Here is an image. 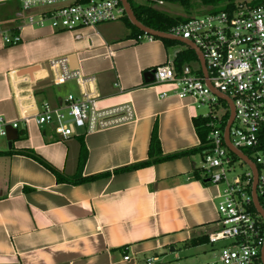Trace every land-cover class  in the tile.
Instances as JSON below:
<instances>
[{"label":"crops","instance_id":"1","mask_svg":"<svg viewBox=\"0 0 264 264\" xmlns=\"http://www.w3.org/2000/svg\"><path fill=\"white\" fill-rule=\"evenodd\" d=\"M17 10L16 1L0 0V115L5 120L20 117L11 73L29 78L31 84L19 88L24 98L32 92L33 108L78 96L73 81L54 85L49 78L48 62L70 56L83 76L95 78L100 108L128 105L133 117L90 134L77 131L66 140L51 126L33 122L8 131L0 143V264H144L147 258L165 264L166 251L174 252L176 245L187 252L208 247L203 252L212 257L208 245L189 246L191 239L207 237L218 218L213 199L218 186L192 179L201 168L199 155L113 174L147 160L154 128L164 156L198 147L193 120L204 114L195 101L179 100L169 85L146 84L143 78L188 48L155 39L133 43V30L123 19L76 32L53 31L22 23ZM3 32L18 34L21 42L5 45ZM34 67L32 76L22 74ZM162 93L167 96L160 98ZM82 147L86 159L79 168ZM26 151L42 163L20 153ZM54 171L67 181H59ZM105 173L110 176L68 181ZM125 255L131 261L124 262Z\"/></svg>","mask_w":264,"mask_h":264},{"label":"built area","instance_id":"2","mask_svg":"<svg viewBox=\"0 0 264 264\" xmlns=\"http://www.w3.org/2000/svg\"><path fill=\"white\" fill-rule=\"evenodd\" d=\"M5 1L18 3L19 9L14 15L22 23L40 28L47 25L53 31L76 32L125 17L119 0ZM221 6L223 9L218 12L188 18L168 31L170 35L187 40L198 48L207 77L204 78L198 62L197 67L190 62L177 71L174 56L153 69V82L150 84L169 85L179 100L191 98L198 108L206 105L209 109L202 116L207 119L208 148L201 157L200 169L209 186L223 185L224 189L213 198L218 218L215 229L207 234L206 245L214 252L213 259L206 264H263L264 223L256 212L250 210L253 206L252 173L225 146L223 135L229 107L213 91L225 95L232 103L234 115L228 139L234 148L242 153L243 150L248 152L247 158L255 164L256 195L261 204L260 199L264 200V158L260 156L264 150V0L226 1ZM35 10L42 11L35 14ZM1 22L0 15V25ZM1 35L5 45L13 46L21 42L18 34L3 32ZM76 38L80 36L76 35ZM153 39L144 34L135 37L133 43ZM48 70L52 84L73 81L79 88V95L70 94L57 106L43 102L39 108H33L32 92H27L24 98L19 88L31 84L29 78L9 74L11 94L19 103L20 117L7 121L0 115V139H6L9 130L17 131L20 123L28 125L33 122L39 128L51 126L57 136L66 140L76 135L77 131L90 134L132 119V110L128 105L100 108L95 93V78L83 76L77 69L71 68L67 58L50 60ZM166 96L162 93L160 98ZM24 99L30 103L27 108L20 105ZM220 105L228 108L225 115L217 113ZM236 161L245 165L247 172L230 178ZM217 244L220 246L215 249ZM123 261L131 260L125 255ZM155 262V258H147L144 264Z\"/></svg>","mask_w":264,"mask_h":264},{"label":"trees","instance_id":"3","mask_svg":"<svg viewBox=\"0 0 264 264\" xmlns=\"http://www.w3.org/2000/svg\"><path fill=\"white\" fill-rule=\"evenodd\" d=\"M159 1L167 2L170 4H176V5H179L181 7L189 8V9H191L193 5H200L204 8H208V12L215 13V12H218L221 9H223V7L221 5L224 2H226V1L233 2L235 0H159ZM128 2L130 3V6H131L133 13H134L135 17L137 18V20L139 22H141L144 26L151 28V29H154V30H157V31L168 33L169 29L172 26H174L178 23H181V22H185L187 20V19L180 18V17L171 18V17L159 12L158 10L153 9L149 5L132 4L130 0H128ZM18 9H19V5H18ZM122 19L133 30L134 37L144 35L142 32H140L138 29H136L134 26H132L126 17H124ZM154 39L163 42L165 44V46H167V47L177 44V42H174V41L161 40L158 38H154ZM174 61H175V68L177 71H180V68L185 63H190V62L196 63V62H198L194 52L190 49H186V50L176 54ZM206 122H207V119H205L201 116H199L193 120V126L195 128L197 137L199 139L198 147L190 149V150L178 152V153H175L172 155H167V156H164L162 154L159 139L157 136V132H156V129L154 128L152 135H151V138H150L147 160L140 162V163H137V164H133L131 166H127L124 168L114 170L113 174L129 172V171H136L138 169L149 167V166H152V165L157 164V163L173 161V160H176V159H179L182 157H188V156H193V155H199L200 157H202L203 153L208 148V141H207L208 130L205 128ZM20 153L23 155H26L28 157H31V158L35 159L36 161L42 163L41 160L31 152L26 151V152H20ZM243 153L245 155L248 154V152H246L244 150H243ZM85 159H86V153H85L84 147H82L81 152H80V156H79V168L83 165ZM55 173H56V177L59 181H67V179L65 177H62L57 172H55ZM109 176H110L109 173H105V174H100V175L91 176V177H87V178L74 177L68 181H71L73 183H83V182L97 180L100 178H106ZM192 179H194L195 181H199L203 186H209V184L207 182H205V180L207 178L201 169H197V170L193 171ZM250 210L255 212L253 206L250 208ZM263 228H264V225H263ZM207 242H208L207 237L201 236V237L196 238V239H191L189 242V246L190 247H197V246H201V245H206Z\"/></svg>","mask_w":264,"mask_h":264},{"label":"water","instance_id":"4","mask_svg":"<svg viewBox=\"0 0 264 264\" xmlns=\"http://www.w3.org/2000/svg\"><path fill=\"white\" fill-rule=\"evenodd\" d=\"M123 9H124V13H125V17L127 18V20L130 22V24L132 26H134L136 29H138L140 32H142L145 35H148L150 37L153 38H158L161 40H169V41H174L177 42L179 44H182L184 46H186L188 49L192 50L197 58V61L199 63V66L201 68V72L204 76V78L207 77L206 75V70H205V65H204V60L202 58V55L200 53V51L198 50V48H196L192 43H190L187 40H183L181 38H177L174 37L172 35H170L169 33H165V32H161V31H157L151 28H148L146 26H144L141 22H139L137 20V18L135 17L133 10L130 6V3L128 2V0H119ZM68 62H69V66L73 69H77V64H76V60L74 56H70L68 58ZM37 70L36 67L34 68H28L22 71V74H29L30 76H32V72L33 70ZM153 74H154V70L145 72L143 75L144 78V82L146 84H150L153 82ZM207 86H209L208 82H205ZM213 93L221 100H223L224 102L227 103L228 107H229V118L228 121L226 123L225 129H224V143L225 146L227 147V149L235 156L237 157L239 160H241L251 171L252 173V187H251V196H252V205L253 208L255 210V212L259 215V217L261 218V220L264 223V209L262 208L257 195H256V183H257V169L255 164L249 160V158H247V156L245 154H243L240 150L234 148L231 143L229 142L228 139V130H229V126L231 124V121L233 119V107H232V103L231 101L223 94L219 93L217 90H214ZM8 149H11V143H8ZM205 182L208 183V179L205 180ZM171 252H173V250H171ZM261 260L264 264V245L263 248L261 250Z\"/></svg>","mask_w":264,"mask_h":264},{"label":"rangeland","instance_id":"5","mask_svg":"<svg viewBox=\"0 0 264 264\" xmlns=\"http://www.w3.org/2000/svg\"><path fill=\"white\" fill-rule=\"evenodd\" d=\"M132 4H144L149 5L153 9L158 10L159 12L171 17V18H194V17H200L208 13V8H204L200 5H193L191 9L184 8L176 4H170L167 2H162L159 0H130ZM159 2H162V4H159ZM173 47H182L181 44L177 43L176 45H173ZM194 67H197V63L194 64ZM222 103V102H221ZM223 104V103H222ZM228 108L225 105H220V107L217 108V113L221 115H225L227 113ZM208 107L200 106L198 112L200 114H205L208 112ZM5 140L2 138L0 139V143L4 145ZM260 156L264 158V150L261 152ZM252 158V157H251ZM234 170L233 174H230V178H233L234 176H240L247 172V167L245 165H242L236 161L233 165ZM219 191L221 192L224 189L223 185L218 186ZM261 204L264 208V200L263 198L260 199ZM184 246V245H182ZM181 245L174 246V252L166 251L167 258L163 261H166L165 264H206L209 263L213 258L211 255L204 254L203 251H207L208 247H203L200 249H195L192 252H187L186 246L182 247ZM220 246V244H217L215 246V249H217ZM186 248V249H185ZM193 256H189V254H192ZM206 253V252H205ZM209 252H207L208 254ZM192 257V258H190Z\"/></svg>","mask_w":264,"mask_h":264}]
</instances>
